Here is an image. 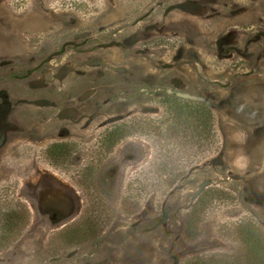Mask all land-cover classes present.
<instances>
[{"label":"rangeland","instance_id":"1","mask_svg":"<svg viewBox=\"0 0 264 264\" xmlns=\"http://www.w3.org/2000/svg\"><path fill=\"white\" fill-rule=\"evenodd\" d=\"M243 223L264 233V0H0V264H244Z\"/></svg>","mask_w":264,"mask_h":264},{"label":"trees","instance_id":"2","mask_svg":"<svg viewBox=\"0 0 264 264\" xmlns=\"http://www.w3.org/2000/svg\"><path fill=\"white\" fill-rule=\"evenodd\" d=\"M174 112L177 119L189 126L190 121L193 123H202L207 118L213 117L211 109L203 103H195L186 97L178 95L170 97ZM186 117V118H185ZM124 127L114 131L113 138L121 139L123 137ZM220 198L217 190L211 189L210 192H204L197 196L192 206V212L187 215L185 224V233L193 236L197 229V217L200 209L206 204L207 200ZM237 235L243 245V253L246 258L244 264H264V233L258 227L251 224L243 223L237 227Z\"/></svg>","mask_w":264,"mask_h":264}]
</instances>
